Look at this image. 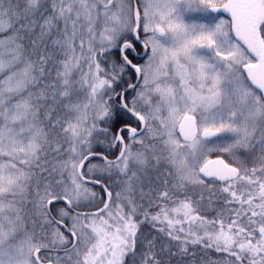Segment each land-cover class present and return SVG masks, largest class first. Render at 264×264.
I'll list each match as a JSON object with an SVG mask.
<instances>
[{"label":"snow or ice","instance_id":"obj_1","mask_svg":"<svg viewBox=\"0 0 264 264\" xmlns=\"http://www.w3.org/2000/svg\"><path fill=\"white\" fill-rule=\"evenodd\" d=\"M0 264H264V0H0Z\"/></svg>","mask_w":264,"mask_h":264}]
</instances>
